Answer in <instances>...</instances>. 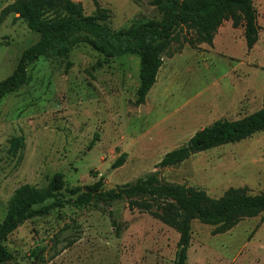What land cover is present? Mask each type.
Here are the masks:
<instances>
[{
  "label": "rangeland",
  "instance_id": "1",
  "mask_svg": "<svg viewBox=\"0 0 264 264\" xmlns=\"http://www.w3.org/2000/svg\"><path fill=\"white\" fill-rule=\"evenodd\" d=\"M13 1L0 0V11ZM73 1L86 14L103 11L113 29L161 17L150 0ZM253 5L259 30L250 49L240 19L225 18L211 44L198 41L191 25H181L141 103L135 54L105 58L80 43L67 57L31 62L27 82L0 100V222L23 184L41 189L61 172L65 198L99 176L105 189L114 188L155 170L166 152L198 129L263 107L264 0ZM17 16L0 23V80L39 38ZM121 152L127 153L124 163L111 168ZM158 177L203 189L210 198L231 187L264 192V129L159 168ZM160 206L151 209L160 212ZM179 237L154 214L120 200L65 203L26 220L2 243L12 252L6 264H177ZM184 264H264V215L243 218L225 232L193 217Z\"/></svg>",
  "mask_w": 264,
  "mask_h": 264
},
{
  "label": "trees",
  "instance_id": "2",
  "mask_svg": "<svg viewBox=\"0 0 264 264\" xmlns=\"http://www.w3.org/2000/svg\"><path fill=\"white\" fill-rule=\"evenodd\" d=\"M150 3L161 13L159 19H149L122 29L110 27L103 11L86 14L82 5L73 0H15L8 4L0 11V23L11 13L18 14L17 17L36 31L39 38L21 52L13 71L0 80V100L27 82V66L38 57H67L80 43L88 44L105 58L129 53L137 55L139 83L136 99L141 103L155 83L162 56L181 25H191L197 32L198 41L211 44L214 30L231 16L241 20L248 49L258 39L259 26L253 0H150ZM263 129L264 106L241 118H219L166 152L156 163L155 170L110 189L104 188V178L99 176L89 184L69 190L70 198H65L61 172L54 173L44 188L29 184L19 186L0 222V264L12 259V252L3 245V240L26 220L46 215L65 203L111 205L120 200H126L129 208L148 211L173 227L180 235L175 260L177 264H184L193 217L215 225L216 232L228 231L243 218L264 215V192L250 194L231 187L221 196L210 198L203 189L161 182L159 168L176 164L194 153L239 142ZM19 141L15 140L14 145ZM126 156V152H121L111 163V168L121 166ZM157 202H161L160 212L151 209ZM108 215L113 218L110 210Z\"/></svg>",
  "mask_w": 264,
  "mask_h": 264
}]
</instances>
